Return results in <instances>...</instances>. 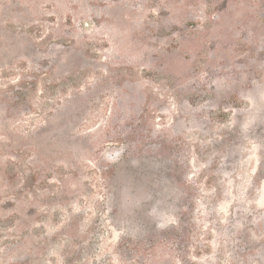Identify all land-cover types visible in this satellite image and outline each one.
<instances>
[{
    "label": "rangeland",
    "instance_id": "rangeland-1",
    "mask_svg": "<svg viewBox=\"0 0 264 264\" xmlns=\"http://www.w3.org/2000/svg\"><path fill=\"white\" fill-rule=\"evenodd\" d=\"M0 264H264V0H0Z\"/></svg>",
    "mask_w": 264,
    "mask_h": 264
}]
</instances>
